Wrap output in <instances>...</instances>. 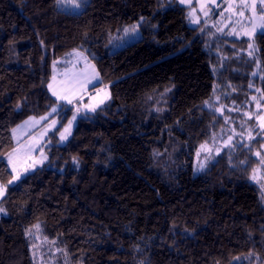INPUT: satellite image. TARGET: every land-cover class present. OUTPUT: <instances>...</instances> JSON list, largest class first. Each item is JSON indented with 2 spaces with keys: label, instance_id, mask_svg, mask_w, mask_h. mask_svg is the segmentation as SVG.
<instances>
[{
  "label": "trees",
  "instance_id": "1",
  "mask_svg": "<svg viewBox=\"0 0 264 264\" xmlns=\"http://www.w3.org/2000/svg\"><path fill=\"white\" fill-rule=\"evenodd\" d=\"M134 24L140 38L114 49ZM214 31L191 27L177 0H87L78 11L0 0V264H37L36 226L55 264H264V180H252L264 132L195 167L222 129L208 107L223 80L233 101L264 105V36L252 40L257 69L236 63L246 40ZM75 50L98 69L90 91L106 87L111 98L59 144L73 113L63 107L48 162L9 184L13 127L55 105L54 62ZM217 51L232 60L222 71Z\"/></svg>",
  "mask_w": 264,
  "mask_h": 264
},
{
  "label": "rangeland",
  "instance_id": "2",
  "mask_svg": "<svg viewBox=\"0 0 264 264\" xmlns=\"http://www.w3.org/2000/svg\"><path fill=\"white\" fill-rule=\"evenodd\" d=\"M177 1L179 2V0ZM84 4L85 3L82 2L81 8ZM179 4L188 8V19L191 27L209 25L214 28V33L219 36H228L229 33H232L228 37L246 40L244 48H241V51H243L242 54L240 53V50L239 53L238 51L233 52L234 56L237 55L235 57L236 63L238 64V62L242 61L244 58L246 62L251 61L255 64L258 69L257 47L252 40L254 35L261 33V29L259 28V25L262 23L259 20V16L262 14L260 0H256L257 7L254 16L250 8L241 5V0H189V2L184 4L179 2ZM61 8L75 11L81 9H75L71 4H67ZM241 11L244 13L243 16L239 14ZM197 20L198 22H195ZM254 23L257 26L255 28H253ZM134 25H138L135 32L128 31L126 33L124 31L126 28L131 29ZM134 25L123 29V32L118 34L119 36H116L112 40L114 49L123 48L140 38L141 33L139 24ZM245 32L251 33V35H245ZM218 41L219 39L217 40L216 46L221 50ZM249 45H251V47H249ZM76 52L82 51L75 50L66 54L64 57L58 59L55 63V67H53V75H56L57 81L54 85L55 87H59L60 82L70 80L73 77L76 78L74 83L77 92L76 97L73 99V103L68 104L66 101L57 99L56 96L52 95V91L48 88L50 94L56 100L55 105L49 110V112L41 116H30L13 127V130H15L13 131V139L17 146L13 149L11 155L15 161V171H13V164L9 163V155L6 158L8 167L10 171L13 172L12 184L18 183L26 175L48 162L49 157L44 148L48 145V138L54 134L60 126L59 116L63 112V107L73 109V113H71V118L69 119V121H72V126L71 134L67 136V139L62 140L61 133L64 131V128L68 126L69 121L60 130L58 135L59 144H65L72 136L81 115L83 116V114L93 112L91 108L94 105L98 104V106L95 107V110L99 109L111 98V91L104 87L96 89L95 91H92V94H89V89L100 83V75L94 77L93 66L95 73L99 74L95 63L83 52V57H86L87 60L84 58L77 59L75 56ZM250 52L252 53L251 55H249ZM216 54H220V52L217 51ZM67 55L73 56V59L70 62L65 63L64 59ZM219 56L222 58V61L219 59L221 61L219 70L222 71L226 68L229 62H232V60L227 61V58L229 59V57H224L223 53ZM256 71L257 70L255 69L254 72ZM66 73L67 76L65 75ZM225 80L221 82V86L222 84H224V86L218 88L210 107H208L215 113L220 114L219 117H221L223 121L222 129L215 133L208 143L203 144V147L201 146L199 148L195 158V167L197 171H201L209 161L213 160L224 150L231 149L237 144L249 143L254 138H257L259 134L264 132V127H262L264 120L259 119L264 117V105L261 104L263 103L262 98L253 96L251 100L241 104L237 101H233V93L235 92L234 88L229 86L227 82L228 80ZM52 82L51 78L50 83ZM100 100H103V103H98ZM53 108L56 109L55 112L52 111ZM77 109H79V112H77ZM56 114H58V119L55 118ZM73 115L76 116L74 121L72 120ZM42 117H44V119H41ZM26 121L27 123H25ZM35 131L38 133L32 136V133ZM27 137H30V140L26 142L25 139ZM229 137H231L230 140ZM259 159L260 168L258 167L259 169L257 170L258 175L256 176L254 174L253 177L255 178L252 179L255 182H258V180L263 182L264 180V156H259ZM201 165H203V167H201ZM17 176L19 177L18 179L16 178ZM5 194L6 191L0 196V200ZM30 237L34 240V258L37 264H55L52 262L53 259L48 253L49 249L46 248L48 243L41 234L40 226H36V228L32 230Z\"/></svg>",
  "mask_w": 264,
  "mask_h": 264
},
{
  "label": "snow or ice",
  "instance_id": "3",
  "mask_svg": "<svg viewBox=\"0 0 264 264\" xmlns=\"http://www.w3.org/2000/svg\"><path fill=\"white\" fill-rule=\"evenodd\" d=\"M82 2L86 3L87 0H56V3H57L58 7H63L65 5H67V4H71L72 7L75 8V9H80L81 5H82ZM179 2L181 4H184L186 2H189V0H179ZM241 5L244 6V7L250 8L253 16L255 15L256 7H257L256 0H241ZM260 5H261L262 14L259 16V20L262 23L259 25V28L261 29V35L264 36V0H260ZM239 14L241 16H243L244 13H243V11H241ZM195 22H198V20L195 21ZM137 27H138V25H134V26L131 27V29L126 28L124 31L126 33L128 31L135 32ZM255 27H257V26L254 23L253 24V28H255ZM231 34L232 33H229V35H231ZM245 35H251V33L245 32ZM249 47H251V45H249ZM251 54L252 53L250 52L249 55H251ZM75 56L77 57V59L84 58L85 60H87L86 57H83V53L82 52H76ZM53 67H55V62H54ZM93 72H94V77H97L99 75L98 73H95L94 66H93ZM65 75L67 76V73ZM75 79L76 78L73 77L70 80H66L64 82H60V86L59 87H55L54 85L57 83V81H56V75H53L52 76V81L53 82L49 83L47 85V87L52 91V95L56 96L57 99L66 101V103H68V104H72L73 103V99L76 97V92H77V89H76L75 83H74ZM98 103H103V100L98 101ZM96 106H98V104L92 106L91 110L95 111V107ZM52 111L55 112L56 109L53 108ZM77 112H79V109H77ZM41 119H44V117H42ZM75 119H76V116L73 115L72 120L74 121ZM259 119L264 120V117H261ZM25 123H27V121ZM71 126H72V121H69L68 122V126L65 127L64 131L61 133V139L62 140L63 139H67V136L71 134ZM262 127H264V124H262ZM13 131H15V130H13ZM230 139H231V137H229V140ZM257 155H259V153H257ZM74 162H75V160H74ZM9 163L13 164V171H15V161L13 160V157H12L11 154H9ZM201 167H203V165H201ZM16 178L18 179L19 177L17 176ZM253 178H255V177H253ZM8 183L11 184L12 181L9 180ZM5 191H6V185H0V196H2ZM2 211H4V209L0 208V212H2Z\"/></svg>",
  "mask_w": 264,
  "mask_h": 264
},
{
  "label": "crops",
  "instance_id": "4",
  "mask_svg": "<svg viewBox=\"0 0 264 264\" xmlns=\"http://www.w3.org/2000/svg\"><path fill=\"white\" fill-rule=\"evenodd\" d=\"M72 59H73V56H68V55H67V57H65V59H64V62H65V63H66V62H70ZM104 88H106V87H104ZM89 92H90L89 94H92V91H90V89H89ZM55 118L58 119V114L55 115ZM37 133H38V132L35 131L34 133H32V134H33L32 136L36 135ZM25 140H26V142L29 141V140H30V137H27ZM16 146H17V144H16ZM16 146H15V148H16ZM11 153H12V152H11ZM11 153H10V154H11Z\"/></svg>",
  "mask_w": 264,
  "mask_h": 264
}]
</instances>
